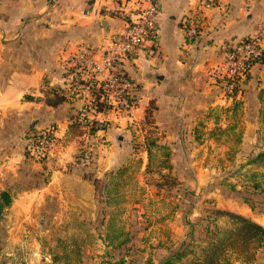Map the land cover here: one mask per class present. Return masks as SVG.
<instances>
[{
  "label": "crops",
  "instance_id": "1",
  "mask_svg": "<svg viewBox=\"0 0 264 264\" xmlns=\"http://www.w3.org/2000/svg\"><path fill=\"white\" fill-rule=\"evenodd\" d=\"M120 2L123 0H0V192L11 196L2 216L23 213L17 206L31 196L57 199L55 212L59 214L63 211L60 199L67 194L79 201V212L93 210L95 214L97 184L113 169H121L124 178L131 175L143 197L161 200V181L151 185L145 181L147 173L154 174L157 168L162 172L168 168L173 174L174 164L188 167L195 161L200 165L197 182L207 183L219 174L213 168L218 161L233 167L238 162L259 161L256 157L264 152V63L256 64L241 81L234 102L224 100L208 77L209 67L225 57L236 41L254 34L264 21L261 0H221L218 7L205 10L203 30L193 43L187 42L183 19L193 15L198 0H161L157 35L124 65L140 87L137 108L104 130L78 132L82 127L73 119L82 100L59 99L65 60L81 48H103L109 42L124 21L102 11L119 9ZM49 124L59 126L61 144L48 158L36 161L27 150L28 135ZM89 136L107 144L97 143L99 158L93 163H76L79 140ZM161 150L169 151L166 168L159 160ZM204 161H210L209 168H201ZM256 164L259 162L247 167ZM153 166L154 173L149 172ZM46 177L47 183L36 186V180ZM71 180L84 190L67 193L65 182ZM143 186L148 187L141 190ZM257 205L222 197L214 222L204 220L196 208L188 213L182 206L173 207L171 219L166 212L147 213L155 215L158 231L152 232L153 239H168L166 246L193 242L189 234L199 225L209 231L215 228L220 242L230 238L221 261L264 264V242L258 246L256 241L237 239L243 223L224 213L241 215L264 227V208ZM169 228L170 234L161 236ZM144 229L142 234L148 237L151 229ZM11 234L9 240L14 242L24 239L19 232ZM235 240L239 241L233 243ZM143 241L144 247L153 240Z\"/></svg>",
  "mask_w": 264,
  "mask_h": 264
},
{
  "label": "rangeland",
  "instance_id": "2",
  "mask_svg": "<svg viewBox=\"0 0 264 264\" xmlns=\"http://www.w3.org/2000/svg\"><path fill=\"white\" fill-rule=\"evenodd\" d=\"M57 1L51 0L53 3ZM159 3L161 11V0ZM102 12L108 16L120 17L122 21L128 17L118 8ZM263 24L264 21L260 22L258 28ZM198 29L203 30L202 27ZM8 73L9 71H6L2 74L3 80ZM112 124L113 122L108 127ZM142 127L145 128L144 125ZM81 130L82 132L78 131L80 134L87 132L86 129ZM91 131L93 134V129ZM135 136V140L138 141V135ZM89 138L82 137V140H79L76 163H86V161L93 163L96 161V157L99 158V153L95 149L97 143L107 144L101 138L96 140H92L91 136ZM168 155V150H161L158 155L159 160L164 161L165 168L168 166L166 163ZM156 160L157 158H155ZM193 162L188 167L174 164L173 168L176 169L173 174H169L168 168L164 172H162L163 169H155L154 166L151 168L149 172L155 173H147L145 181L149 185L161 181L163 186L162 189H159L161 200H155L156 196L143 197V193H139L137 184L133 183L132 176L124 178L121 169H113L111 173L102 177L104 181L97 184L100 187L97 189L95 214L91 213L93 210L90 213H85L83 210L79 212V201L69 194L60 199L62 205L60 208L63 211L59 214L55 212L58 208L57 199L31 196L23 200L22 204L17 206L24 210L23 213L1 216L0 264H116L121 260L127 264H162L184 245L187 246L184 248L186 251L184 256L181 259L172 260L170 264H197L211 252L215 245L220 243L217 238L218 233L215 232L216 229L213 228L209 231L198 225L196 231L189 234V236H193V242L185 241L181 246L173 248V243L165 245L168 239L165 242L158 241V238L153 239L152 232L158 231L155 228V215L147 213V211L166 212L167 218L171 219L173 207H186L185 211L188 213L196 208L204 220L214 222L216 205L218 199L222 197L250 200L249 202L257 203V206L264 208L262 205L264 200V161L252 167H247L252 161L238 162L237 165L233 164V167H229L228 162L225 165L226 161H218L213 164V168L219 174L215 175L216 179L207 183L206 181L197 182L196 173L200 165ZM209 162L204 161L201 168H209ZM75 166L76 164H74ZM72 169L70 167V170ZM153 169H155L154 172ZM163 178H165V182H162ZM41 182L44 185L48 182V178L36 180V186H41ZM65 184L67 193L72 189L78 192L84 190L72 180ZM144 187L147 189L148 186H143L141 190ZM158 208L161 211H158ZM144 228L151 229L148 237L153 241L150 246L143 247L145 244L143 239L145 242L148 239L146 234H142L145 231ZM12 232L13 234L19 232L21 236H24L23 241L19 243L9 240ZM161 233V236L170 234V228L165 233L162 230ZM226 234L224 233V237L227 236ZM159 249L160 252L156 254ZM223 257L224 255L221 256V258ZM229 262L234 264L233 260Z\"/></svg>",
  "mask_w": 264,
  "mask_h": 264
},
{
  "label": "built area",
  "instance_id": "3",
  "mask_svg": "<svg viewBox=\"0 0 264 264\" xmlns=\"http://www.w3.org/2000/svg\"><path fill=\"white\" fill-rule=\"evenodd\" d=\"M220 2L198 0L193 15L183 19L188 43L197 41L201 35L198 28L202 27L203 12L218 7ZM119 10L128 16L124 18V26L103 48L84 47L70 55L59 81V91L65 98L82 100L73 122L87 131L104 130L137 108L139 84L124 65L134 60L159 30V0H123ZM262 60L264 24L254 34L232 44L225 57L209 67L208 77L224 100L234 102L241 81ZM60 144L59 126L49 124L29 133L27 150L32 159L43 161Z\"/></svg>",
  "mask_w": 264,
  "mask_h": 264
},
{
  "label": "trees",
  "instance_id": "4",
  "mask_svg": "<svg viewBox=\"0 0 264 264\" xmlns=\"http://www.w3.org/2000/svg\"><path fill=\"white\" fill-rule=\"evenodd\" d=\"M260 63H264V60H262ZM63 95H59L60 100H64ZM97 129H93V131H96ZM257 160L259 161H252V162H261L264 161V152H261L257 157ZM95 184L97 183V180L95 179L93 181ZM0 197L4 198L7 201V204L9 205L11 202V196L8 192L2 191L0 192ZM250 201V200H247ZM223 212V211H220ZM224 213L228 214L231 218L239 220L243 225L240 228V231L237 233V239L240 238V240H243V242H254L256 241L258 246L264 242V227L254 223L246 218H244L241 215L229 212V211H224ZM239 230V229H238ZM226 240H230L225 238L222 239L221 242L218 245H215L211 252L202 260H199L197 264H231L229 260H226L225 262H221V256L223 255L222 252L224 253L225 249V243ZM239 241V240H238ZM238 241H233V243H237ZM187 247V246H186ZM185 245L182 246L181 248L177 249L174 253L173 256L167 258L162 264H170L172 260L174 261L175 259H181L184 254L186 248ZM108 264H113V263H108ZM116 264H127L123 260L117 262Z\"/></svg>",
  "mask_w": 264,
  "mask_h": 264
},
{
  "label": "water",
  "instance_id": "5",
  "mask_svg": "<svg viewBox=\"0 0 264 264\" xmlns=\"http://www.w3.org/2000/svg\"><path fill=\"white\" fill-rule=\"evenodd\" d=\"M8 204L4 198H0V218L4 213L5 209L7 208Z\"/></svg>",
  "mask_w": 264,
  "mask_h": 264
}]
</instances>
